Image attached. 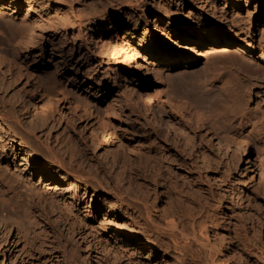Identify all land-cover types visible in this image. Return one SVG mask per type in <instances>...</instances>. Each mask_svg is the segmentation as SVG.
<instances>
[{
  "label": "rangeland",
  "instance_id": "374dc122",
  "mask_svg": "<svg viewBox=\"0 0 264 264\" xmlns=\"http://www.w3.org/2000/svg\"><path fill=\"white\" fill-rule=\"evenodd\" d=\"M14 1L18 6L0 9V48L11 55L17 52L40 80L45 78L46 88L45 93L36 89L33 96L34 84L32 78L26 84V72L16 76L0 65V174L13 185L11 190L0 186V197L14 206L6 212L0 205V217L18 218L11 227L0 222V264H179L184 250L170 246L166 226L168 220L185 225L179 214L156 217L164 237L142 234L147 214L142 205L150 203V210L159 214L171 208L174 195L165 185L169 181L183 196L206 198L208 216L217 219L216 226L204 222L209 229L197 228L195 236L191 225H185L194 264H264V172L261 177L253 165L240 175L247 161L252 165L260 156L257 145L249 142L248 159L241 158L234 169L221 159L219 138L210 124L203 128L208 129V145H200L196 120L186 112L172 113L167 98L160 106L156 95V89L172 92L197 77L212 81L206 87L196 84V90L217 95L222 86L216 78L225 75L237 92L232 99L247 104L257 116V130L264 133V61L243 46L247 39L258 42L263 36L264 0ZM60 15L67 18V29H60ZM213 26L226 32L216 39L182 40ZM36 34L42 50L29 46ZM46 34L52 40L47 46ZM140 94L152 95L151 108ZM6 114L15 120H7ZM163 124L169 131H163ZM174 128L191 137L192 157L182 148L183 157L177 154ZM14 129L33 137L38 149L48 152L49 145L65 165L74 164L72 176L50 156L45 162L54 169V181L40 179L30 166L25 170L12 150L22 158L31 149L14 140ZM163 135L172 151L152 154L149 139ZM202 146L218 159L212 170L204 167ZM33 165L37 168L36 160ZM250 241L256 247H249Z\"/></svg>",
  "mask_w": 264,
  "mask_h": 264
},
{
  "label": "bare ground",
  "instance_id": "6f19581e",
  "mask_svg": "<svg viewBox=\"0 0 264 264\" xmlns=\"http://www.w3.org/2000/svg\"><path fill=\"white\" fill-rule=\"evenodd\" d=\"M63 1H65V3H67V0H63ZM77 1L78 2H83L85 0H77ZM71 4H73V3H71ZM16 6H18V1H14V0H0V9H9L10 7H16ZM261 10H262V8H260V15H261ZM37 14H39V13H37ZM66 15H67V13H66ZM39 16H41V15H39ZM64 16L59 17L61 19L60 20V24L58 23L60 25L59 26L60 29L61 28L62 29H67V18L64 17ZM232 18H233L234 22H236L237 21L236 19H238L234 15H233ZM154 19L155 20L157 19L156 16H154ZM233 20H232V22H233ZM51 22L54 24L53 20ZM80 22H78L79 25H80ZM136 23H138V20H136ZM236 24H240V23L238 22ZM240 27H241V25H240ZM135 28H136V26H135ZM242 28H244L243 25H242ZM39 29H41V28H38V31H39ZM55 29H58V28H55ZM42 30H43V27H42ZM263 31H264V29H263ZM225 32H226V28L225 27L217 28V27L213 26L210 29L204 28V29L198 30L197 32H195L192 35V37H189L190 35H187V34H185V36H181V37H182V40H184V41L185 40H189V39H192V41H198V40L200 41V40H203L205 37L206 38L207 37L208 38H212V39L219 38ZM18 34L23 38V36H24V32L23 31L19 30ZM261 34H263V36L261 37L260 41L257 42V40H255V38L252 37L250 39H247L243 43V46L246 49L251 50L252 53H254V54L257 52L256 53V55H257L256 58H258V60H260V61H264V32L261 33ZM37 35L38 34L31 36V38H30L31 40L29 41V46H31L32 49H35V50L36 49H40V48L42 50V49L45 48V46L44 45H39L37 47L36 44L38 42L35 40V36H37ZM41 35H43V34H41ZM44 36L46 38V40H45L46 41V46L49 45L50 43H52L51 42L52 41L51 38L49 36H47V34L44 35ZM25 37H26V35H25ZM39 37H42V36H39ZM37 40L39 41L40 39H37ZM178 45L180 47H183L182 43H181V40H180V43L178 42ZM52 47H54V46H52ZM26 49H28V47H26ZM238 50H240V49H238ZM64 62H67V61H64ZM230 63H231V65H235L236 64V62L233 61V60H231ZM3 64L5 66H7V70H11L12 69L16 73L15 74L16 76L23 77L24 73L26 72L25 75L28 74L27 75L28 78L27 77L25 78V80H26L25 82H26L27 85H28L29 79L32 78L31 80H32V82L34 84L33 86H34L35 89H33L32 87H31L32 89L30 87L29 88L31 89L33 96H35L34 94H37V93H35L36 89L40 90L42 92L45 91L46 87H44V85H43V83H44L43 80L45 78L43 80H40L43 77L40 76L41 78H38V76L35 74L36 71H34L32 68H30V66H28L27 63H25V61H23L21 59V57H19V54H17V52H15V53H13L11 55V54H8L7 52L3 51L0 48V65H3ZM257 71H260V69L257 68ZM262 71H263V69H262ZM138 73L140 74L141 71H139ZM200 78L197 77L194 81L190 80V82H186L185 85L182 86L181 88L179 87V88L173 89L172 92L171 91L167 92V90L165 91V89L163 90V88H159L161 90L156 89L157 90V94L156 95L158 96V102H159L160 106L161 105H166L165 98H167L168 99V104H169V109H170V111L172 113H179L180 115L185 116L186 115L185 112H186L189 116L192 117V119L196 120V125H195L196 129H200V131H202L199 134L200 145H208V141L206 140L207 137H208L206 135L207 134L206 130H208V129L206 128V129L203 130V128L205 127V124H206L205 122L210 124L211 128H213L214 132L216 133L217 137L219 138V141H217L218 142L217 143V145H218L217 149H218L219 152H221V155H222L221 159H223L225 163H228L230 167H232L234 165L233 166L234 169H236L238 164L241 162V158L246 157L245 159H248V156H246V155L248 153L249 142L253 141L255 143V145H257V148H258L257 152L260 154V156L257 153L259 157L253 159L254 160L253 161L254 164H252V165H250V162H251L250 160L247 161V167H245V165H244L243 171H241L240 175L241 174L243 175L244 171L245 172L250 171L251 167H253V165H256V169H258L260 171V176L262 177L263 172H264V138H263L264 137V133L262 132L263 129L259 130V128H258V130H257V126L255 124V122H256L255 118L257 116L255 115L254 116L255 118L253 117V115L255 113L253 114L252 111L250 112L247 109L248 108L247 104H246V107H245L243 103H239L238 101H235L236 100L235 96L237 95V92L233 91V89L235 90V88H233V85L231 84L230 81H225V75L219 76V77L216 78V80L222 86V89L220 90V93L218 92L217 95H215V94L213 95L209 90H206V89L205 90H201V91L200 90H196V84H198V83L199 84H203L202 86L206 87L207 85H209V83H210L209 81L212 79V78L210 79V78L206 77L203 80L202 78L201 79ZM227 85H230V86H227ZM24 92H22V94H24ZM19 95H21V94H19ZM33 96H32V98H33ZM151 96L150 95H146L144 97L142 94H140L139 98L144 100V102L146 103L147 107L150 106V108H151V104H150ZM232 98H234L235 100H233ZM250 99L251 98H249V100ZM21 104H23V102ZM23 108H26V105ZM233 108H235V110ZM230 109L231 110L233 109L235 112L233 111V115L232 116L229 115L230 116L229 117L227 114H229L228 112H230ZM22 111H24V109ZM6 118H7V120H13L14 119L13 117L8 116L7 114H6ZM162 127L164 129L163 131H169V129L167 128L168 126H164V124H163ZM12 129H13V127H12ZM15 130L16 129L12 130L13 131L14 140H16V141L18 140L19 142L18 141L17 142L20 143L23 147H27L26 151H29V149H31V151L27 152L26 155H23L22 158H20L21 154L18 156V151L12 150V156H14V158L16 157L17 162L20 161V165L24 166L25 170H26L27 166H30L31 167L30 168L31 171H33L34 173H39L40 179L44 178V181L45 180H50V181L53 180L54 181V177L51 176V173L54 172L53 171L54 169L52 167H49L48 162H45V161H47V160H45L46 157L50 156V158L53 159L52 161H55V162L58 163L59 167H65V168L67 167L68 173L70 175L74 173V171L76 170L75 169V165L74 164H71L69 166H67V164L65 165L63 158L61 156H59L58 154H54V152H53L54 150H52V148L49 147V145H47V148H46V149H48V152H46L43 149H38V148H36L37 145L35 146L36 142H35V139H33V137L31 138V136H26V135L19 134L18 132H15ZM172 130H173L174 136L176 138L175 147L178 148V149H176L177 154L183 157V153L181 154V150H179V148H182L183 149L182 152L185 151L186 154L189 157H192L194 155L193 151L195 152V150H194L195 145L193 144V141H192L191 137L189 135H187V134H183V132H182V134H179L175 128L172 129ZM162 133H164V132H162ZM205 135H206V137H205ZM163 136H162L163 139H159V140H150L149 139L148 151L152 152V154H153V152H156L157 154H160V153H166V151L167 152L172 151L169 148V145L167 143V142H169V139L167 138V136H165V135H163ZM181 140H183V144L180 145L179 142ZM209 143H210V141H209ZM205 148L206 147H204V146H202V148H200L201 149L200 156L202 157V160L204 161V167L206 169L207 168H209V169L211 168L210 170H212V166H216L215 163H216V161L218 159H216V155L212 154L211 148H209L207 151H206ZM12 149H15V148H12ZM224 149H226V151H224ZM228 153H230V154H228ZM9 157H10L9 154L6 153L5 160H7ZM33 160L34 161L36 160L37 168H36V166L33 165ZM229 166H227V167L229 168ZM79 178H80V176H79ZM166 181H168V180H166ZM172 183L170 181L165 183L166 186L167 185L169 186L168 187L169 189L166 188L167 190H169L168 192H170L171 195H174L173 196L174 200L171 202L172 206H171V208H168V210L164 209V210H167V211H165V213L162 212L163 214H159V213H155L154 211L150 210V209H152V207L149 208V206H150L149 204L150 203L148 205L145 204L146 206L142 205L143 208L146 207L145 211L147 212L146 220H144V221H146V225L142 228V234H145V235L149 236L150 234L153 233L155 236H159L161 238L164 237L165 236V231L158 226L157 223L159 221L158 222L156 221L157 220L156 217H165V216H169V215L172 216V214L174 215L175 213H177V214H179V216H181L180 217L181 218V220H180L181 222L180 223H182V221H183V222L186 223V224L184 223L185 225H187V223H189V225H191L190 229H191L192 234L194 236L196 234V229L197 228L200 231L201 230L202 231L203 230L207 231L209 229V227H207L206 225H203L204 222L210 221L211 224H215V226H216L217 219L214 218V216H210V214L208 216V214H207L208 208H207L206 205H208L207 204L208 200L206 198H204L205 200L203 201L201 199H195L193 197H190L189 195L183 196V195L180 194V192H178V189L176 190V186L174 185V183H173V186L171 185ZM186 183L189 186H191L192 188H197V184L194 182V180H190V179L188 180L187 179ZM220 183H223V182L221 181ZM0 186L2 188H7V189H10V190H11V188H13L12 187L13 185H11L10 181L6 180L4 178V176H1V174H0ZM242 186H244V185H242ZM117 188L120 189V187H118V186H117ZM7 189H5V190H7ZM5 190H3V191H5ZM36 190H37V188H36ZM37 191H39V190H37ZM228 191H230V196L233 197L232 191L231 190H228ZM0 192H2V191H0ZM117 193H118V190H117ZM201 193H202V191H201ZM239 193H242V191L239 190ZM37 194H40V193H37ZM40 196H42V195H40ZM180 197L185 198V199L183 200ZM237 197H234V198H235L236 201H239V200H237ZM4 199L0 197V205L3 206L5 211L6 210H10L12 207H14V206H11V208H10V204H9V202H10L9 200L10 199H7V197L6 198L4 197ZM6 199L9 202L6 201ZM145 201H147V200H145ZM185 201H187V202H185ZM192 201L198 203L200 205L199 208H197L195 206V204L192 203ZM144 202H142V203H144ZM182 204H185V206H183ZM139 206H141V205H139ZM28 210L29 209H27L26 212ZM10 212L11 211H9V214L14 212L13 209H12V212L11 213ZM1 216H3V215L1 214ZM8 216L7 217L5 216V218L4 217H0V220H1L0 222L3 223V225H5V227H8V226L11 227V225H13V223H15V221L18 222V220H17L18 218L13 219L12 215H11L10 218H8ZM158 219H162L163 220V218H158ZM72 223H74V222H72ZM19 224H20V222L17 223L18 226H20ZM71 225H73V224H71ZM185 225H183V224L181 225L180 224V226H182L180 228L178 223L177 222L175 223L173 220L172 221L168 220V222H166V226L169 228V232H170L169 235H170V237H171V239L173 241V243L170 244V246L173 245V247L175 246V249L177 248L179 250H184V253L182 252L183 253L182 256H181L182 258H181L179 264H194V263L197 262L196 257H195L196 255H195L194 252L189 250L190 249V244L187 243L189 241V238H188V236H187L188 234L186 232V230H189V229H188L187 226H186L187 227L186 228ZM245 228L242 229L244 234L247 233V229H245ZM232 229L235 230V232H237V230H238V228H236V229L232 228ZM232 229H230V230H232ZM241 234H243V233H241ZM154 238H157V237H154ZM158 240L159 241L160 240L164 241V239H159V238H158ZM182 242H184V244H182ZM159 243L160 242H158V244ZM166 243L169 244V242H166ZM255 244H254V242L250 241L249 247H256ZM161 245H163V244H161ZM165 248H168V247H165ZM166 250H169V249H166ZM190 251H191V253H189ZM2 252L5 255L6 249L4 248L2 250ZM206 262L207 261H205V263ZM213 262L211 261L210 263L209 262H207V263L208 264H214Z\"/></svg>",
  "mask_w": 264,
  "mask_h": 264
}]
</instances>
